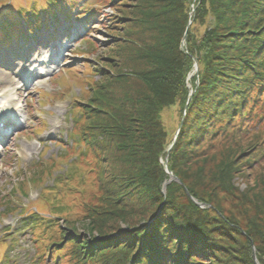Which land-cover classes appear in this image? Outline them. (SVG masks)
Listing matches in <instances>:
<instances>
[{"label": "trees", "instance_id": "16d2710c", "mask_svg": "<svg viewBox=\"0 0 264 264\" xmlns=\"http://www.w3.org/2000/svg\"><path fill=\"white\" fill-rule=\"evenodd\" d=\"M75 2L43 0V8L31 7L12 28H45L58 21V12L71 19L72 10L63 8ZM100 3L114 9L105 23L112 42L99 48V67L89 68L99 79L85 81L89 91L73 112L80 127L72 142L77 162L63 192L67 202L53 194L47 217L33 209L23 222L44 236L53 264H256L253 247L264 264L263 224L252 223L244 235L219 214L218 199L233 190L235 172L264 161V0H92L78 15H99ZM195 62L199 74L190 83L196 90L168 151L173 140L164 113L187 105ZM226 145L242 151L208 176L204 165L215 158L203 154ZM238 157L233 172L228 162ZM166 158L182 184L169 183L164 194ZM50 171H30L33 177L11 195H28L27 184H41ZM87 183L98 195L86 204ZM11 200H0L4 216L21 211Z\"/></svg>", "mask_w": 264, "mask_h": 264}, {"label": "rangeland", "instance_id": "374dc122", "mask_svg": "<svg viewBox=\"0 0 264 264\" xmlns=\"http://www.w3.org/2000/svg\"><path fill=\"white\" fill-rule=\"evenodd\" d=\"M91 2L92 0H76L68 9L63 8L72 10L71 19H65L63 13L58 12V21L51 19L40 33L25 26V34L22 29L12 28L15 20L19 19L24 23L22 14L27 12V15H31V7L36 4L43 8V0H0V30H8L4 34L0 32V76L4 74L14 80L10 84L2 83L0 80V90L7 88L9 93L11 92L9 106L19 109L17 123L7 126L12 129L9 136L0 134V200L4 195H9L15 208L21 209L16 214L4 216L2 212L5 207L0 206V213L3 215H0V264H53L50 250L41 242L44 236L40 231L31 229V223L23 221L25 215L33 209H38L47 217L46 213L50 211L47 202L53 194L62 193L61 198L67 202L63 192L68 187V179L74 171L71 163L77 162V157L72 151L75 150L72 142L80 127L79 125L76 130L73 112L89 91V85L85 81L91 78L95 81L99 79L96 72L89 73V68L99 67L96 61L97 56L101 54L99 48L104 47L105 43L112 42L105 29L106 19L114 14L110 3H100V7L96 6L100 14L95 15L94 12L92 18L86 13L83 16L78 15L83 12L81 7L88 8ZM191 9L193 16L196 7L192 6ZM20 10H23V13ZM190 22L191 20L186 28L185 40L184 42L182 40L181 44L185 51L188 46L186 42L188 30L192 24ZM6 23L8 27L3 28ZM11 29L15 30L12 34ZM8 36L16 41L11 39L10 43L5 44ZM21 38L23 39L20 42ZM89 42L94 45L93 48ZM83 52H95V55H82ZM4 56H7V59ZM195 64L196 62L187 79V87L190 90L187 105L184 108L177 105L171 112L164 113V125L170 128L173 140L168 151L178 139L188 104L191 102L189 98L196 90H193L190 83V80L199 74L195 71ZM17 73L20 75L16 76ZM195 85L196 88L199 85L198 77ZM3 105L4 99H0V107ZM0 114L1 117L7 115V112ZM225 148L231 151L222 152L221 150ZM241 151L242 149H234L228 145L210 150V153L203 155L215 158V162L208 161L204 165V170L209 171L208 176L217 173V166L222 160L230 161ZM209 158L206 160H210ZM237 160L239 161L240 157L232 165L228 162L233 172L237 171ZM42 166L49 167L51 171L41 184H27L26 196L17 194L18 192L17 195H11L13 187L17 188L22 180L33 177L30 171ZM231 184L233 186L231 193L229 191L228 194L218 193L224 215L219 214L227 217L228 221L236 222L244 235L254 222L264 226V161L248 167L247 170L243 167L240 172H235ZM86 188L87 204L97 198L98 192L89 183ZM44 190H50L51 195H46L48 191L44 193ZM191 199L200 208H205V204L192 197ZM74 204L75 201L71 203L73 206ZM60 224L64 225V221L61 220ZM262 230L264 231V227ZM240 241L244 243L245 237ZM253 253L255 258L254 247Z\"/></svg>", "mask_w": 264, "mask_h": 264}, {"label": "bare ground", "instance_id": "6f19581e", "mask_svg": "<svg viewBox=\"0 0 264 264\" xmlns=\"http://www.w3.org/2000/svg\"><path fill=\"white\" fill-rule=\"evenodd\" d=\"M27 54H28V52L26 53V55ZM4 58L7 59V56H4ZM19 75H20V73L16 74V76H19ZM0 80H2V83H5V84H10V83L14 82V80L10 76L4 75V74H1ZM4 90L7 91V88H4V89L0 90V99H2V100L4 99V105L2 107V111L11 110L12 108H10V106H9V105H11V101H10L11 92L9 93V91H8V93H4L2 95V92Z\"/></svg>", "mask_w": 264, "mask_h": 264}, {"label": "water", "instance_id": "95a60500", "mask_svg": "<svg viewBox=\"0 0 264 264\" xmlns=\"http://www.w3.org/2000/svg\"><path fill=\"white\" fill-rule=\"evenodd\" d=\"M191 23V22H190ZM186 35H187V33L185 34V37H186ZM184 40H185V38L183 39V42H184ZM183 47H184V43H183V45H182ZM195 71H196V73L198 74L199 73V67H198V64H197V62H196V64H195ZM198 83V82H197ZM192 100V93H191V96H190V98H189V102ZM181 128V127H180ZM180 128H179V130H180ZM164 164H165V170H166V173L169 175V177H170V180H169V182L168 183H170V182H177V183H180V184H182L181 182H180V180L176 177V176H174V174L169 170V168H168V158H166V160L164 161ZM168 183H165V185H164V187H163V192L166 194V185L168 184ZM255 262H256V264H258L257 263V261H256V257H255Z\"/></svg>", "mask_w": 264, "mask_h": 264}]
</instances>
